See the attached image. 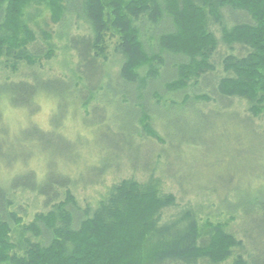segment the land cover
<instances>
[{
    "label": "trees",
    "instance_id": "16d2710c",
    "mask_svg": "<svg viewBox=\"0 0 264 264\" xmlns=\"http://www.w3.org/2000/svg\"><path fill=\"white\" fill-rule=\"evenodd\" d=\"M49 20L59 29L44 28ZM61 37L76 62L68 75L45 78L36 68L56 56ZM220 41L245 51L221 57L222 76L214 64ZM0 72V264H264L244 252L248 242L264 240L262 193L214 194L219 207L249 216L253 230H243L244 240L229 220L203 219L191 204L179 207L155 172L115 182L95 205H83L73 171L41 155L48 137L74 136L65 121L56 122L58 112L63 116L71 105L73 114L86 116L101 108L105 121L115 106L123 116L118 147L136 136L161 139L154 122L163 121L175 142L164 143L162 160L195 141L184 129L175 136L168 115L187 124L188 116L206 114L195 104L214 98L198 93L202 83L221 100L210 111L231 110L223 104L230 98L245 100L244 124L256 128L254 118L264 115V0H0ZM43 96L59 101L49 129L31 118ZM5 105L29 118L15 127ZM35 155L42 172L29 168ZM258 226L263 235L255 239Z\"/></svg>",
    "mask_w": 264,
    "mask_h": 264
},
{
    "label": "rangeland",
    "instance_id": "374dc122",
    "mask_svg": "<svg viewBox=\"0 0 264 264\" xmlns=\"http://www.w3.org/2000/svg\"><path fill=\"white\" fill-rule=\"evenodd\" d=\"M44 28L59 29L50 20L48 26ZM214 29L217 37H221L219 30ZM61 38H55L58 45L56 56L44 63L43 68H36L37 73L45 78L68 75L76 62L75 52L68 48L65 37ZM38 43L41 45V41ZM229 52L240 54L245 51L240 45L235 44L231 48L220 41L214 57L215 72L219 76L224 74L221 57ZM116 70L117 65L113 63L112 73L115 74ZM0 76L1 81L5 73L0 72ZM20 78L28 79L29 77L26 78V75L17 77V79ZM208 84L212 86L211 78ZM188 91L192 93V90ZM203 92H207L214 98L207 104L204 102L195 104L197 109L206 114L188 116L187 124L182 117L168 115V124L175 136L181 137L184 129L186 134L183 136L188 138L191 135L190 138L195 141L184 145L185 148L174 149L173 152L167 153L162 160L160 157L167 149L164 143L175 142L168 135L163 121L154 122V128L159 132L161 139L136 136L131 145L118 147L117 143L120 140L115 135L120 119L123 117L121 108L110 107L106 120L102 121L104 112L101 108L85 116L82 112L73 114L71 105L63 116L57 113L56 122L65 121L70 135L75 136L79 133L81 135L68 136V138L60 136L62 137L60 138L56 134L48 137L41 143V147L44 148L42 158L46 162L52 161L53 164L62 165L73 171L74 176L78 177L73 188H76L75 193L83 205H95L115 182L130 177L146 180L151 172H155L162 178L164 190L176 195L179 207L191 204L198 208L203 219L210 217L211 220L222 222L229 220V229L246 240L243 230L245 231V228L253 230V223L249 216L244 215L241 219L239 211L230 213L229 205L219 207L218 195L228 193L233 196L249 192L264 195V132L262 131L264 115L254 118L253 124L256 128L250 129V126L244 124L242 118L250 115L245 100L230 98L223 104L231 110L215 107L210 111L212 106L221 105V100L213 95L204 83L201 84L198 93ZM58 103L53 98L43 96L39 100V110L31 117L32 120L43 128L49 129L51 114ZM4 109L6 120L9 117L15 127L29 118L25 110H13L7 105ZM35 156L29 168L42 172L44 162L41 161V156ZM18 164L20 165L21 162ZM107 165L109 168L100 174L101 168ZM13 168H16V165ZM30 202L32 206V200ZM38 207L36 206L37 209ZM34 208L32 206V209ZM173 212L170 210L165 215L169 216ZM234 215L236 219L230 220ZM258 227L253 234L255 239L263 235L262 227ZM260 240L259 237L256 243L248 242L244 249L247 257L251 255L257 258V263L264 261V240L262 242ZM198 264L210 263L202 260Z\"/></svg>",
    "mask_w": 264,
    "mask_h": 264
}]
</instances>
